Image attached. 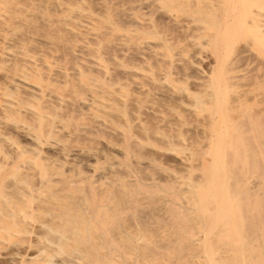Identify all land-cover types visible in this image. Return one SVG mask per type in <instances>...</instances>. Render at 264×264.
I'll list each match as a JSON object with an SVG mask.
<instances>
[{
  "label": "rangeland",
  "instance_id": "obj_1",
  "mask_svg": "<svg viewBox=\"0 0 264 264\" xmlns=\"http://www.w3.org/2000/svg\"><path fill=\"white\" fill-rule=\"evenodd\" d=\"M225 1L0 0V264H264V40ZM213 128L236 232L197 209Z\"/></svg>",
  "mask_w": 264,
  "mask_h": 264
},
{
  "label": "bare ground",
  "instance_id": "obj_2",
  "mask_svg": "<svg viewBox=\"0 0 264 264\" xmlns=\"http://www.w3.org/2000/svg\"><path fill=\"white\" fill-rule=\"evenodd\" d=\"M180 1V0H179ZM257 1H259V0H226L225 1V5L224 6H226V11H225V13L227 12V14H225V17H227L224 21H226L227 19H228V17L229 18H232V22L233 21H235L234 23H236V24H238L239 25V23H241V24H243L244 22L247 24V23H249V25L251 24V25H256V32H255V34L258 36V39H259V41H261L260 39H262V40H264V33H262V30H261V26H263L264 25V19L262 18V17H264V0H261V1H259V2H257ZM201 5V4H200ZM199 5V6H200ZM214 5V4H213ZM207 6V5H206ZM223 6V7H224ZM192 13V12H191ZM219 13V12H218ZM81 15V14H80ZM227 15V16H226ZM228 15H230V16H228ZM231 15H233V16H231ZM234 16H236L235 18H236V20H235V18H234V20H233V17ZM223 17H224V15H223ZM94 19V18H93ZM3 20V19H2ZM97 20V19H96ZM231 20V19H230ZM189 21V20H188ZM238 21V22H237ZM231 23V22H230ZM241 24H240V26H241ZM232 25V24H231ZM102 26V25H101ZM106 26V25H105ZM190 26V25H189ZM233 26H235V28H233V29H235L236 30V28L238 29V28H240L239 26L238 27H236L237 25H234L233 24ZM30 27V26H29ZM229 27V26H228ZM11 28V27H10ZM227 29V28H226ZM228 29H230V27L228 28ZM227 29V30H228ZM82 31V30H81ZM226 31V30H225ZM218 33V32H217ZM77 34V33H76ZM224 34V33H223ZM155 36V35H154ZM201 36V35H200ZM217 36V35H216ZM218 36H219V34H218ZM217 36V37H218ZM30 37V36H29ZM193 39V38H192ZM258 39H257V41H258ZM224 40V39H223ZM255 40H256V38H255ZM258 41V42H259ZM190 42V41H189ZM192 42H194V41H192ZM201 42V41H200ZM233 43V42H232ZM242 43V42H241ZM192 44V43H191ZM194 44H196V43H194ZM199 44V43H198ZM224 44V43H223ZM201 45V44H200ZM262 45H263V43H262ZM80 46V45H79ZM244 47V46H243ZM264 47V46H263ZM140 48V47H139ZM262 48V47H261ZM89 52V51H88ZM202 52V51H201ZM191 54V53H190ZM226 55V54H225ZM163 56V55H162ZM264 56V55H263ZM231 57V56H230ZM173 58V57H172ZM162 60V59H161ZM256 61V60H255ZM248 62V61H247ZM19 64V63H18ZM235 66V65H234ZM217 67V66H216ZM249 67V66H248ZM252 67V66H251ZM164 68V67H163ZM262 68V67H261ZM144 69V68H143ZM148 69V68H147ZM98 70V69H97ZM132 71V70H131ZM35 74V73H34ZM38 74V73H37ZM74 74V73H73ZM135 74V73H134ZM159 74V73H158ZM29 75V74H28ZM144 75V74H143ZM215 79V78H214ZM19 81V80H18ZM239 84V83H238ZM213 85V84H212ZM216 85V84H215ZM30 86V85H29ZM28 86V87H29ZM140 86V85H139ZM11 87V86H10ZM212 87V86H211ZM217 87H218V85H217ZM216 87V88H217ZM112 88V87H111ZM215 88V87H214ZM215 88V89H216ZM219 88V87H218ZM218 88L216 89L217 91H220V89L218 90ZM96 89V88H95ZM140 89V88H139ZM212 89H213V87H212ZM211 89V90H212ZM214 89V90H215ZM214 90H213V93L212 94H215V92H216V90H215V92H214ZM234 90H236V89H234ZM244 90V89H243ZM263 91V90H262ZM33 92V91H32ZM258 92V91H257ZM217 93V92H216ZM219 94H220V92H218ZM260 93V92H259ZM230 94V93H229ZM263 94V93H262ZM39 95V94H38ZM183 96V95H182ZM219 97V96H218ZM206 98V97H205ZM183 99V98H182ZM220 99V98H219ZM119 100V99H118ZM121 100V99H120ZM216 102L215 103H217L218 102V98H217V100H216V96H215V99H214ZM240 100V99H239ZM221 101H219V103H220ZM215 103L213 102V105H215ZM264 103V102H263ZM221 104V103H220ZM220 104H217V106H219ZM217 106H216V110L218 109V108H220V107H218L217 108ZM231 106V105H230ZM112 107V106H111ZM215 108V107H214ZM213 108V109H214ZM223 108H224V106H223ZM179 109V108H178ZM189 110V109H188ZM215 110V109H214ZM213 111V110H212ZM218 111V110H217ZM254 111V110H253ZM110 112V111H109ZM257 112V111H256ZM218 115H219V113H218ZM218 115L216 114V116L218 117ZM253 115V114H252ZM254 116V115H253ZM217 117H216V121L218 120L217 119ZM262 117V116H261ZM219 119L221 118L220 116L218 117ZM253 118V117H252ZM197 119V118H196ZM222 119V118H221ZM262 119V118H261ZM49 120V119H48ZM194 120V119H193ZM245 120V119H244ZM97 121V120H96ZM221 121V120H220ZM219 121V122H220ZM95 122V121H94ZM194 122V121H193ZM218 122V123H219ZM222 122V121H221ZM213 125H215V123L213 122L212 123ZM217 124V123H216ZM242 124V123H241ZM247 124V123H246ZM219 127V125L217 124V127L216 128H218ZM228 128H229V126H227ZM231 127H233V125L231 126ZM235 127V126H234ZM234 127H233V129H234ZM247 127H249V126H247ZM216 128H213L214 130H213V142H212V140L211 141H209V144L208 145H211V149H210V147H209V149H210V151H211V153H210V157H212L211 159H210V157H209V159H210V168H212L210 171H211V173H209V177H208V180H207V183L205 184V186H204V188L206 189L205 191H201L200 193H199V195H198V205H197V209L200 211V212H204V210H205V207H204V203H205V201H206V199H205V197L206 198H208L209 200H210V202L212 203V205H213V219L215 220V221H217V223H218V221L219 222H222V226H223V230H225V231H232V232H236L237 231V228H238V219L237 218H239V210H238V206H237V201L236 200H234V197H232V196H228L229 194H227L226 193V191H224V188H223V186H222V181L221 180H219L218 181V179H219V177H218V170L219 169H221L220 171L222 172V167H223V164H222V157L224 158V156H222L221 157V151H222V144H223V142H222V140H224V137L222 138V136H224V134H225V132L223 133V135L221 136V127L219 128V129H217L216 130ZM226 128V127H225ZM223 129V128H222ZM236 129V128H235ZM114 130V129H113ZM210 130V129H209ZM203 131H204V129H203ZM217 131H219V132H217ZM243 131V130H242ZM25 132V131H24ZM236 132H238V131H236ZM241 132V131H240ZM246 133V132H245ZM232 134H234V133H232ZM211 135V136H212ZM225 136H226V134H225ZM230 136V135H229ZM233 136H236L235 134L233 135ZM246 136V135H245ZM248 136V135H247ZM128 137V136H127ZM251 137H253V136H251L250 135V138ZM212 138V137H211ZM231 139V138H230ZM234 139H235V137H234ZM233 139V140H234ZM236 140V139H235ZM247 140L248 141H250L251 139H248L247 138ZM199 141V140H198ZM238 141H240V140H238ZM252 141H255V140H252ZM252 141H251V143H252ZM196 142V141H195ZM230 140H229V144H230ZM234 143V142H233ZM232 143V144H233ZM237 142H235V144H236ZM245 143V142H244ZM228 144V147L230 146ZM238 144V143H237ZM254 144V143H253ZM52 145V144H51ZM58 145V144H57ZM256 145V144H255ZM240 147V144L238 145V148ZM154 148V147H153ZM232 148V147H231ZM253 148V147H252ZM254 148H255V146H254ZM208 149V150H209ZM224 149V148H223ZM239 149H241V147L239 148ZM231 150V149H230ZM230 150H228L229 151V153L231 152ZM255 150V149H254ZM257 150V149H256ZM241 151L242 150H240V151H238L239 153H241ZM245 151V150H244ZM258 151V150H257ZM224 152V151H223ZM261 152V151H260ZM127 153V152H126ZM238 153V154H239ZM244 153V152H243ZM199 154V153H198ZM209 154V153H208ZM224 153H222V155H223ZM226 155H227V153H226ZM241 156V155H240ZM184 158V157H183ZM227 158H229V157H226V159ZM176 159V158H175ZM2 160V159H1ZM224 160V159H223ZM230 159H227V161L225 162L226 164H227V162L229 161ZM250 160V159H249ZM4 161V160H3ZM240 161H242L241 159H240ZM264 162V161H263ZM3 163V162H2ZM224 163V162H223ZM229 163V162H228ZM232 163V162H231ZM225 164V165H226ZM242 164V163H241ZM258 164V163H257ZM261 164V163H260ZM36 165V164H35ZM262 166V165H261ZM245 167V166H244ZM209 168V169H210ZM227 168V167H226ZM264 168V167H263ZM224 170V169H223ZM237 170V169H236ZM236 170H234L233 169V171H236ZM244 170V169H243ZM233 171H232V173H233ZM258 172V171H257ZM34 174V173H33ZM222 174V173H221ZM224 174H225V172H224ZM223 175V174H222ZM221 175V176H222ZM236 176H237V174H236ZM235 176V177H236ZM193 177V176H192ZM246 177V176H245ZM79 178V177H78ZM202 179V178H201ZM232 179V178H231ZM257 179V178H256ZM195 180V179H194ZM252 181V180H251ZM92 182V181H91ZM201 182V181H200ZM195 183V182H194ZM229 183L231 184V182L229 181ZM234 183V182H233ZM10 184V183H9ZM32 184V183H31ZM71 184V183H70ZM79 184V183H78ZM91 184V183H90ZM52 185V184H51ZM75 185V184H74ZM233 185V184H232ZM232 185H230V186H232ZM174 186V185H173ZM234 186V185H233ZM58 187V186H57ZM139 187V186H138ZM147 187V186H146ZM73 188V187H72ZM140 188V187H139ZM230 188V187H229ZM153 189V188H152ZM186 190H188V189H186ZM226 190V189H225ZM234 190V189H233ZM242 190V189H241ZM184 191V190H183ZM206 192V193H205ZM164 193V192H163ZM207 193H209V195H206ZM168 194V193H167ZM175 194V193H174ZM75 195V194H74ZM231 195H233V194H231ZM240 195V194H239ZM72 196V195H71ZM241 196V195H240ZM142 197V196H141ZM169 197V196H168ZM180 197V196H179ZM237 197V196H236ZM61 198V197H60ZM243 198H244V196H243ZM243 198H241V201H242V203H243ZM248 198V197H247ZM118 199H119V196H118ZM135 199V198H134ZM157 199V198H156ZM245 199V198H244ZM76 200V199H75ZM249 200V199H248ZM251 200V199H250ZM130 201V200H129ZM132 201V200H131ZM136 201V200H135ZM143 201V200H142ZM236 201V202H235ZM145 202V201H144ZM239 202V201H238ZM249 202V201H248ZM251 202V201H250ZM62 203V202H61ZM107 205V204H106ZM243 205H244V203H243ZM242 204H241V206H243ZM251 205V204H250ZM43 206V205H42ZM118 206V205H117ZM148 206V205H147ZM245 206V205H244ZM121 207V206H120ZM165 207V206H164ZM250 208H252V206H249ZM256 207V206H255ZM255 207H253V209L255 208ZM249 208V209H250ZM258 208L259 207H257V209H256V211L258 210ZM132 209V208H131ZM170 209V208H169ZM103 210V209H102ZM248 210V209H247ZM74 211V210H73ZM123 211V210H122ZM147 211V210H146ZM167 211H168V209H167ZM241 211H242V213H243V211H244V208L243 207H241ZM249 211H251V210H249ZM253 211V210H252ZM252 211H251V214H253L254 213V211H253V213H252ZM255 211V212H256ZM131 212V211H130ZM245 212V211H244ZM63 213V212H62ZM71 213V212H70ZM127 213H129V212H127ZM126 213V214H127ZM174 213V212H173ZM102 214V213H101ZM131 215V214H130ZM67 216V215H66ZM102 216V215H101ZM126 217H127V215H125ZM140 216V215H139ZM242 216V215H241ZM60 217V216H59ZM164 217V216H163ZM174 217V216H173ZM245 217V216H244ZM67 218V217H66ZM102 218V217H101ZM116 218V217H115ZM182 218V217H181ZM203 218V217H202ZM205 218H207V216L205 217ZM106 219V218H105ZM130 219V218H129ZM178 219V218H177ZM176 219V220H177ZM46 220V219H45ZM119 220V219H118ZM127 221H128V219H126ZM174 220V219H173ZM175 220V221H176ZM213 220V221H214ZM72 222V221H69L68 220V218H67V223H66V221H65V223L68 225H71L70 223ZM73 222H75V221H73ZM129 222V221H128ZM76 224H77V222H75ZM213 223H215L216 224V222H213ZM213 223H212V229H214L215 227L214 226H216V225H213ZM240 223V222H239ZM62 224V223H61ZM97 224V223H96ZM206 224V223H205ZM219 224V223H218ZM48 225H49V223H48ZM103 225V224H102ZM192 225V224H191ZM240 225V224H239ZM64 226V225H63ZM78 226V225H77ZM143 226V225H142ZM25 227V226H24ZM76 227V226H75ZM208 227V226H207ZM73 228V227H72ZM81 228V227H80ZM219 228V227H218ZM112 229V228H111ZM164 229V228H163ZM187 229V228H186ZM253 229V228H252ZM70 230H71V228H70ZM69 230V231H70ZM90 230V229H89ZM132 230V229H131ZM179 230V229H178ZM242 230V229H241ZM156 232V231H155ZM113 233V232H112ZM130 233V232H129ZM118 234H119V232H118ZM174 234V233H173ZM234 234V233H233ZM205 235H206V232H203V236L205 237ZM237 235V234H236ZM68 236V235H67ZM154 236H155V234H154ZM74 237V236H73ZM114 237V236H113ZM200 237V236H199ZM237 237V236H236ZM98 238V237H97ZM142 239V238H141ZM205 239V238H204ZM223 239V238H222ZM221 239V240H222ZM60 240V239H59ZM78 240V239H77ZM89 240V239H88ZM118 240V239H117ZM158 240V239H157ZM220 240V239H219ZM98 241V240H97ZM217 241H218V239H217ZM79 242H82V241H79ZM96 242V241H95ZM181 242H182V240H181ZM232 242V241H231ZM234 242V241H233ZM232 242V243H233ZM114 243V242H113ZM125 243V242H124ZM162 243V242H161ZM166 243V242H165ZM180 243V242H179ZM202 243V242H201ZM221 243H222V241H221ZM73 244V243H72ZM90 244H92V243H90ZM163 244V243H162ZM206 244V243H205ZM19 245V244H18ZM73 245H75V244H73ZM78 245V244H77ZM96 245H97V243H96ZM109 245V244H108ZM154 245V244H153ZM184 245V244H183ZM241 245V244H240ZM202 246V245H201ZM204 246V245H203ZM206 246H207V244H206ZM239 246V245H238ZM245 246V245H244ZM222 247V246H221ZM106 248V247H105ZM109 248V247H108ZM125 248V247H124ZM191 248V247H190ZM203 248V247H202ZM248 248H250V246L248 247ZM83 249V248H82ZM116 249V248H115ZM122 249V248H121ZM131 249V248H130ZM199 249V248H198ZM30 250V249H29ZM192 250H194V249H192ZM206 250H208V248L206 249ZM20 251V250H19ZM122 251V250H121ZM29 252V251H28ZM173 253V252H172ZM209 252H207V254H208ZM58 254V253H57ZM152 254V253H151ZM71 255V254H70ZM146 255H149V254H146ZM162 255V254H161ZM143 257V256H142ZM66 258V257H65ZM99 258V257H98ZM222 258V257H221ZM209 259V258H208ZM48 260V259H47ZM174 260V259H173ZM26 261V260H25ZM209 261V260H208ZM47 264H51V261L50 260H48L47 262H46ZM127 263V262H126ZM210 263V262H209Z\"/></svg>",
  "mask_w": 264,
  "mask_h": 264
}]
</instances>
